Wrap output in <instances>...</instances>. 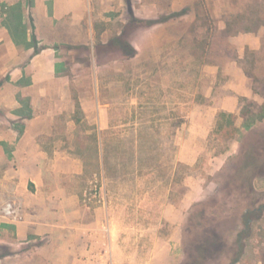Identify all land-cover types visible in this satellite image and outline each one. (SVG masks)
I'll return each instance as SVG.
<instances>
[{"label": "rangeland", "instance_id": "obj_1", "mask_svg": "<svg viewBox=\"0 0 264 264\" xmlns=\"http://www.w3.org/2000/svg\"><path fill=\"white\" fill-rule=\"evenodd\" d=\"M89 1L56 43L71 82V151L86 166L72 186L88 221L102 206L106 223L90 225L78 257L264 264V0ZM250 31L263 34L262 47L239 56L233 36ZM240 68L249 96L237 92ZM230 96L233 111L222 108ZM40 243L1 244L9 256L0 264L66 257Z\"/></svg>", "mask_w": 264, "mask_h": 264}, {"label": "crops", "instance_id": "obj_2", "mask_svg": "<svg viewBox=\"0 0 264 264\" xmlns=\"http://www.w3.org/2000/svg\"><path fill=\"white\" fill-rule=\"evenodd\" d=\"M88 3L0 0V210L7 200L16 199L24 212L17 222L0 216V245L39 241L44 251L47 242L58 243L66 257H53L55 264H86L77 250L87 252L88 228L92 223L100 230L106 225L102 206L94 208L95 219L88 221L91 210L82 204L80 189L72 186L80 185L86 166L71 151V82L59 64L56 45L61 25H80ZM233 39L241 56L247 47L260 49L263 34L242 32ZM238 70L242 84L237 92L249 96L250 80ZM237 104L238 97L230 96L222 108L233 111ZM106 228L112 234V219ZM8 256L0 255V261Z\"/></svg>", "mask_w": 264, "mask_h": 264}, {"label": "built area", "instance_id": "obj_3", "mask_svg": "<svg viewBox=\"0 0 264 264\" xmlns=\"http://www.w3.org/2000/svg\"><path fill=\"white\" fill-rule=\"evenodd\" d=\"M0 216L8 221H21L24 218L23 206L16 199H9L2 205Z\"/></svg>", "mask_w": 264, "mask_h": 264}, {"label": "trees", "instance_id": "obj_4", "mask_svg": "<svg viewBox=\"0 0 264 264\" xmlns=\"http://www.w3.org/2000/svg\"><path fill=\"white\" fill-rule=\"evenodd\" d=\"M237 15H238V14H237ZM237 15L235 16V14H232L231 16H229V21H230V22L235 21L236 18H234V17H237ZM219 115L222 116V117H224V118H225V116H226V117L232 116V114L227 113V112H221ZM229 122H230V124H232V125L235 123L233 119H232V120L229 119Z\"/></svg>", "mask_w": 264, "mask_h": 264}]
</instances>
